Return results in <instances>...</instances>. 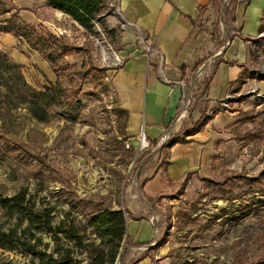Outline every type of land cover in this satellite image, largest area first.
<instances>
[{
  "label": "rangeland",
  "instance_id": "rangeland-1",
  "mask_svg": "<svg viewBox=\"0 0 264 264\" xmlns=\"http://www.w3.org/2000/svg\"><path fill=\"white\" fill-rule=\"evenodd\" d=\"M31 1L0 0V27L8 23L17 31L0 30V51L21 66L31 88H50L54 102L48 106V119L39 121L28 104L9 91L6 73L0 76V142L11 149L5 155L0 151V194L11 196L25 188L37 205L56 206L58 220L70 208L71 195L65 190L69 181L70 190L79 197L105 206L121 205L130 211L127 218L140 216L151 225L156 223L150 240L142 242L154 245L148 249L127 245L116 264H131L143 254L151 262L138 264H264V29L245 43L249 57L242 63L243 74L234 83L231 97L214 108L239 111L229 145L213 156L208 174L199 176L200 184H186L182 190L179 185L172 187V193L161 194L152 208L139 185L142 168L147 164L152 168L157 159L150 151L146 153L135 179L141 161L136 163L135 158L140 152L126 148L119 136L111 86V75L120 66L114 57L123 58L117 55L118 44L107 25L93 20V31L83 27L77 32L71 17L51 18L46 9H32ZM236 3L214 0L215 15L205 32L204 47L213 43L216 50L206 53L200 75L196 76L198 66L186 79L197 87L192 90L187 115L163 144L175 133L184 137L192 120L210 117L204 113L202 92L197 88L224 52L210 58L222 50L226 36L230 42L234 37L231 21ZM16 11L18 15L13 16ZM64 28L71 30L69 37L63 35ZM40 34L43 41L36 40ZM47 52L57 58L53 63L45 58ZM148 147L149 142L141 151ZM167 152L163 149L162 159ZM54 167L62 169L63 175H53ZM78 218H82L80 213ZM43 240L49 241L47 237ZM0 258L10 264H30L16 251L0 249Z\"/></svg>",
  "mask_w": 264,
  "mask_h": 264
},
{
  "label": "crops",
  "instance_id": "crops-1",
  "mask_svg": "<svg viewBox=\"0 0 264 264\" xmlns=\"http://www.w3.org/2000/svg\"><path fill=\"white\" fill-rule=\"evenodd\" d=\"M112 1L117 4L121 16L112 14L113 8L109 6ZM105 2L107 6L98 16H101V21H104L108 29H113L111 38L118 44L117 55L123 58V63L111 75L114 107L126 111L123 126L120 124L123 116L118 118L119 136L121 138L123 130L127 136L123 142H128L136 152H141L138 151V137L143 133L149 142L148 150L151 152L157 146L163 145L161 137L164 134L178 127L177 114L186 93L178 82L195 73L196 68L204 63L206 53L212 54L216 50L213 43L207 48L204 47L205 32L209 30V23L213 21L215 15L214 0ZM31 3L32 9L38 11L41 8L46 9L47 16L51 18L70 17L49 8L44 0H32ZM242 4L245 6L239 15L238 11ZM203 6H206V11L199 16V8ZM31 14L34 15L33 12ZM263 17L264 0H237L235 15L231 21L232 27L236 29V35L232 37L231 42L229 40L230 44L225 47L224 55L217 59L218 62L211 74H205L206 82L197 88L202 92L199 97L204 113L210 117L201 131L190 135L185 133L184 137L190 138L191 141L175 143L170 148H164L168 151L165 160L169 162L165 166H160L162 161L160 155L163 150L158 149L152 154L157 159L152 168L147 164L141 170V165L137 174L135 171L137 180L141 170L142 183L139 186L145 200V196L154 198L161 194H171L172 187L180 185L187 174H189L187 185L200 184L202 180L199 176L204 177L208 174L213 156L218 154L223 145H229V136L232 135L230 129L236 124L239 111L226 109L215 111L214 108L219 102L231 97L229 95L233 85L245 68L242 63L249 57L245 43L249 44V40H254L258 35ZM46 21L51 24L49 19ZM69 21L77 28V32L78 29H83L72 18ZM62 31L63 35L69 37L70 29L64 28ZM139 32L145 35V43L159 50L161 56L155 52H144L139 46ZM160 59L162 66L159 65ZM198 61L201 64L196 66ZM196 87L195 84L190 86L191 94ZM177 135L173 134V138ZM166 180L172 181L174 185H168ZM146 204L150 205L147 200ZM117 207L125 211L129 235L135 241L150 240L152 232L156 230V223L151 225L140 216L137 219L127 218V215H130L129 209L121 205ZM154 219H157L156 216ZM129 222L132 223L131 226ZM143 260L151 262L147 257L141 261Z\"/></svg>",
  "mask_w": 264,
  "mask_h": 264
},
{
  "label": "trees",
  "instance_id": "trees-1",
  "mask_svg": "<svg viewBox=\"0 0 264 264\" xmlns=\"http://www.w3.org/2000/svg\"><path fill=\"white\" fill-rule=\"evenodd\" d=\"M105 1L44 0V3L51 9L67 14L85 29L93 31V20L101 22V16L98 15L107 6ZM205 11L206 6L199 8V16H202ZM16 13L18 12L16 11L13 16H17ZM18 21L20 23L19 19ZM263 29L264 24L261 22L259 32ZM0 30L17 32L14 26L8 23L1 26ZM108 32H113V29H108ZM37 37L36 40H44L41 34ZM44 55L51 63L57 59L49 52ZM200 63L198 61L196 66ZM4 72L7 75L6 84L9 91L11 90L20 100L28 104V110L34 118L46 121L49 116L48 106L54 102L50 88L45 90L31 88L23 78L21 66L0 51V76H3ZM114 110L118 118L123 116V121L120 123L123 126L126 111L117 108ZM207 120L205 115L203 118L192 120L187 134L198 132ZM121 133L123 141L127 136L123 130ZM189 141H191L190 138L177 136L164 143L159 151L170 148L175 143ZM0 149H2L0 150L3 152L2 155H5V150H11L6 142H0ZM148 152V149H143L135 158V162H139ZM167 163L169 162L162 159L160 166H165ZM51 171L53 175L59 177L63 175V170L57 167L52 168ZM164 177L166 178V175ZM188 177L189 174L180 183V190L187 184ZM166 181L168 185H174L172 181ZM69 183V181L66 182L65 190L71 195L70 208L62 211V217L58 220L56 206L49 203L37 205L36 201L29 197L25 188L19 189L11 196L0 194V218H4L0 220V249L16 251L27 257L30 264H116L117 259L121 262L127 245L147 244L135 241L128 235L127 219L121 207L112 208L92 199L79 197L76 192L70 190ZM159 197L160 195L154 198L145 196L152 208L159 201ZM79 213L82 215L80 219ZM44 237H47L49 241H44ZM146 256L148 255L143 254L131 264L138 263ZM0 264H10V262L0 258Z\"/></svg>",
  "mask_w": 264,
  "mask_h": 264
},
{
  "label": "built area",
  "instance_id": "built-area-1",
  "mask_svg": "<svg viewBox=\"0 0 264 264\" xmlns=\"http://www.w3.org/2000/svg\"><path fill=\"white\" fill-rule=\"evenodd\" d=\"M109 6L113 8V10H112L113 14H115L117 16H121L120 12H119V9H118V6L115 3V1L110 2ZM96 25L97 24L95 23L94 26L96 27ZM232 34L236 35V31H233ZM138 42H139V46L144 50L145 53L155 52L159 56H161L159 50H157V49L151 47L149 44L145 43V35L142 32H139ZM101 49H102V47H101ZM122 63H123V61L119 59L118 63H115V64H120L121 65ZM159 65L162 66V60L161 59L159 61ZM199 74L200 73L197 72L196 76H198ZM194 80H195V78H194ZM178 83L180 84V86H182L186 90V93H185V95H184V97L182 99L181 107H180V110H179V112L177 114V121L180 120L181 118H184L187 115L186 114L187 113V109H188V106L190 105V100L192 98L191 93H190V86L194 85V82H191V81L188 82L187 80H181ZM169 133H166V134H164L161 137V141L162 142L166 141L168 139ZM138 140H139V143H141V141L144 142V140H145V142H144L145 146L144 147H146L148 145V142H147V140H146V138H145L143 133L140 134V136L138 137ZM125 146H126V148H129L130 144L128 142H125ZM139 147L141 149L143 148L140 145H139ZM151 221H153V218H151Z\"/></svg>",
  "mask_w": 264,
  "mask_h": 264
},
{
  "label": "water",
  "instance_id": "water-1",
  "mask_svg": "<svg viewBox=\"0 0 264 264\" xmlns=\"http://www.w3.org/2000/svg\"><path fill=\"white\" fill-rule=\"evenodd\" d=\"M225 40H226V42H225V46H223L222 50H219L217 53H215V54L210 58V61L213 60L214 58H216L217 56H219V55L224 51L225 47H226V46L228 45V43H229V39H228L227 36H226ZM204 66H205V63H204L199 69H198V73H200V72L202 71V69L204 68ZM159 147H160V145L157 146L156 148H154L153 150H151L150 154H154L155 152H157V150L159 149ZM140 150H141V148L139 147L138 151H140ZM145 160H146V157H144L143 159H141V161H140V163H139V165H138V167H137L136 174L138 173V171H139L141 165L144 164ZM152 216H153V218H154V217H155V214L153 213ZM154 243H155V242H154ZM154 243H152V244H146V245H144V246H142V247H143L144 249H148V248H150L151 246H153Z\"/></svg>",
  "mask_w": 264,
  "mask_h": 264
},
{
  "label": "bare ground",
  "instance_id": "bare-ground-1",
  "mask_svg": "<svg viewBox=\"0 0 264 264\" xmlns=\"http://www.w3.org/2000/svg\"><path fill=\"white\" fill-rule=\"evenodd\" d=\"M114 58L116 59V60L114 59L115 63H118L119 58H118L117 56H115ZM141 137H142V136H141ZM144 142H145V140H144ZM144 142L141 141V143H139V145H140L141 147H144V146H145Z\"/></svg>",
  "mask_w": 264,
  "mask_h": 264
}]
</instances>
